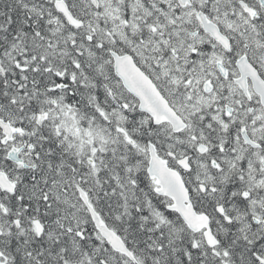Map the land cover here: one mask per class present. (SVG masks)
I'll return each mask as SVG.
<instances>
[{
  "label": "snow or ice",
  "instance_id": "snow-or-ice-1",
  "mask_svg": "<svg viewBox=\"0 0 264 264\" xmlns=\"http://www.w3.org/2000/svg\"><path fill=\"white\" fill-rule=\"evenodd\" d=\"M0 264H264V0H0Z\"/></svg>",
  "mask_w": 264,
  "mask_h": 264
}]
</instances>
